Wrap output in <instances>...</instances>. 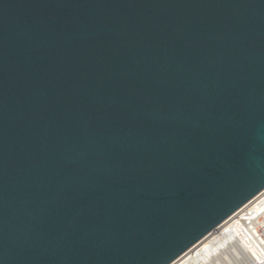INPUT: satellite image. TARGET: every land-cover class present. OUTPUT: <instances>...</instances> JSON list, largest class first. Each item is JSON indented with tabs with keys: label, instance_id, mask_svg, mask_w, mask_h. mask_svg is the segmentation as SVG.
<instances>
[{
	"label": "water",
	"instance_id": "water-1",
	"mask_svg": "<svg viewBox=\"0 0 264 264\" xmlns=\"http://www.w3.org/2000/svg\"><path fill=\"white\" fill-rule=\"evenodd\" d=\"M264 189V0H0V264H170Z\"/></svg>",
	"mask_w": 264,
	"mask_h": 264
},
{
	"label": "bare ground",
	"instance_id": "bare-ground-1",
	"mask_svg": "<svg viewBox=\"0 0 264 264\" xmlns=\"http://www.w3.org/2000/svg\"><path fill=\"white\" fill-rule=\"evenodd\" d=\"M170 264H264V189Z\"/></svg>",
	"mask_w": 264,
	"mask_h": 264
}]
</instances>
